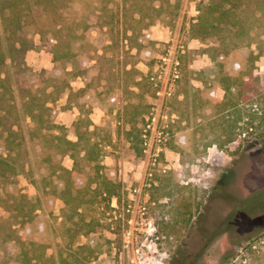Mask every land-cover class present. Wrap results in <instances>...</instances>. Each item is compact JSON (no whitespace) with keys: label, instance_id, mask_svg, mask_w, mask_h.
<instances>
[{"label":"rangeland","instance_id":"1","mask_svg":"<svg viewBox=\"0 0 264 264\" xmlns=\"http://www.w3.org/2000/svg\"><path fill=\"white\" fill-rule=\"evenodd\" d=\"M197 3L70 0L61 12L62 36L80 60L64 62V82L51 74L49 46L33 28L23 30L30 49L23 56L24 70L17 74L0 26L5 72L18 114L13 129L21 133L25 150L24 171L14 177V185L3 187L39 203L32 222L15 226L18 235L35 242L28 254L31 264H131L134 247L141 249L147 264H235L236 259L227 263L234 249L240 246V253L252 243L259 245L264 260V246L258 243L264 240V137L244 128L223 149L205 147L211 131L201 132L199 123L211 119L214 108L199 106L207 98L198 99L221 98L223 92L215 88L218 74L206 45L188 34ZM169 52L178 64L176 78L162 61ZM247 55L242 51L234 68L251 74L244 88L251 102L242 105L261 111L264 52L246 66ZM81 64L92 77L86 94L77 93L83 88L75 76ZM28 90L46 101L66 139L75 140L71 131L77 124L102 142L101 171L122 186L120 205L110 203L114 210L97 202L66 212L60 198L46 206V192L58 181L61 168H71L72 160L54 148L51 138L57 132L39 133L23 113ZM185 94L188 106H178ZM177 107L184 109L183 115L174 112ZM130 120L143 130L151 123L141 156L125 136ZM81 156L83 175L92 174ZM0 216H8L2 207ZM148 222L155 228L153 236L146 234ZM0 264H23L15 244L0 245Z\"/></svg>","mask_w":264,"mask_h":264},{"label":"trees","instance_id":"2","mask_svg":"<svg viewBox=\"0 0 264 264\" xmlns=\"http://www.w3.org/2000/svg\"><path fill=\"white\" fill-rule=\"evenodd\" d=\"M69 2L70 0H0L1 32L8 57L17 74L24 70L23 56L30 49L26 39L22 38L25 28H33L40 40L48 44L52 56L51 74L55 79L64 82L68 73L64 62L77 63L80 60V56L72 52L69 39L65 40L62 36L61 12ZM196 11L197 15L189 23L188 34L191 39L206 45L205 53L218 74L215 88L223 92L221 98L205 95L198 99L201 101L202 98H207V101L199 106L211 104L214 108L212 118L199 123L201 132L211 131V136L206 135L205 147L216 145L223 149L225 145L235 141L244 128L264 137V109L250 111L242 105L248 100L251 102L244 92V88L250 84L251 74L248 69L234 70L242 51L248 53L244 60L246 66L250 62L254 63L264 52V0H198ZM5 67V55L0 41V207L8 212L7 217L0 216V245L15 244L20 250L23 264H31V256L28 254L35 242L29 236L25 239L18 235L15 226L23 227L32 222L39 203L3 187L14 185V177L20 175L25 166L23 137L18 130L13 129L18 126V114ZM75 76L83 83V88L77 93L86 94L92 81V77L88 76L87 67L81 64ZM53 90L49 95H52ZM23 97V113L36 123L39 133L42 130L57 132L51 138L54 148L68 153L72 160L71 168H61L58 181L52 183L46 192V206L50 207L56 198L62 200L66 212L67 209L77 212L78 206L97 202H103L106 210L112 211V200L119 206L122 186L105 175L98 162L103 148L102 142L92 140L87 128L80 131L77 124L72 125L71 131L75 140L66 139L64 134L59 133L62 127L53 122L51 109L46 105V101L38 98L31 90ZM176 98L177 96L174 100H177ZM187 101L185 94L182 101H178V106L187 107ZM253 105L254 103H251V106ZM183 111L184 109L177 107L174 112L183 115ZM128 125L126 139L134 154L141 156L143 129L132 120ZM42 138H45V135H42ZM109 143L107 140L106 144ZM80 155L83 161L91 166L92 174L83 175L78 161ZM84 196L88 197L84 199ZM74 201L79 202L76 208L72 206ZM81 235L89 238L87 232H82ZM260 242L264 246V240L258 239V243ZM258 247L259 245L252 243L240 249V253V246L236 247L227 263L236 259L235 264H264V260L260 259Z\"/></svg>","mask_w":264,"mask_h":264},{"label":"built area","instance_id":"3","mask_svg":"<svg viewBox=\"0 0 264 264\" xmlns=\"http://www.w3.org/2000/svg\"><path fill=\"white\" fill-rule=\"evenodd\" d=\"M168 54H169V56L163 57L162 58V61L164 62V64H167L168 63L170 65V68L173 69L172 70V77L176 78L177 77L176 66L178 64H177V61H175V59L173 58V55H170V52ZM151 80H153V78H151ZM157 94H159V93H157ZM151 120H154V117ZM150 124L151 123H147L146 124V129L143 130V133H142V138L143 139H145V137H146V131L148 129H152L150 127ZM243 136H244V133H243ZM154 233H155L154 226L151 224V222H148L147 223L146 234H148V236H153ZM131 264H147L146 263V259H145V257L143 256V254L141 252V249L138 248V247H134L132 249Z\"/></svg>","mask_w":264,"mask_h":264}]
</instances>
